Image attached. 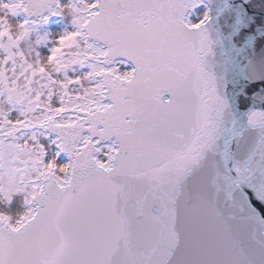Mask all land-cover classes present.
<instances>
[{"label":"water","instance_id":"obj_1","mask_svg":"<svg viewBox=\"0 0 264 264\" xmlns=\"http://www.w3.org/2000/svg\"><path fill=\"white\" fill-rule=\"evenodd\" d=\"M56 4L18 9L30 24ZM81 32L102 105L28 126L41 110L87 104L94 82L59 108L3 85L21 118L0 126V194L32 192L28 219H0V264H264V0H94ZM17 47L3 41L8 62ZM80 49L75 16V59ZM34 130L56 139L66 181L42 168L25 182L29 165L51 167L14 143ZM104 145L106 167L93 159Z\"/></svg>","mask_w":264,"mask_h":264},{"label":"rangeland","instance_id":"obj_2","mask_svg":"<svg viewBox=\"0 0 264 264\" xmlns=\"http://www.w3.org/2000/svg\"><path fill=\"white\" fill-rule=\"evenodd\" d=\"M63 21L53 20L40 28H27L18 18L11 0H0V126L4 122L21 118L20 109L6 101L3 84L15 86L25 94V101L38 96L41 106L59 108L64 98L91 90L89 72L70 64L75 61V15L66 1L60 3ZM67 20L66 23H64ZM21 35V37H17ZM11 37L19 47L13 52V63L6 61L2 41ZM31 43L33 52L23 51L20 45ZM38 63H32L34 53ZM78 81L80 88H67L69 82ZM18 142L26 145L28 155L41 153L55 171L65 168L66 161L56 151L52 139L43 136L18 135ZM7 204L18 202L25 209L21 191H13Z\"/></svg>","mask_w":264,"mask_h":264},{"label":"bare ground","instance_id":"obj_3","mask_svg":"<svg viewBox=\"0 0 264 264\" xmlns=\"http://www.w3.org/2000/svg\"><path fill=\"white\" fill-rule=\"evenodd\" d=\"M17 37H21V35H18ZM10 41L16 42V40L12 38H10ZM20 48L21 50L28 51V52H33L35 50V47H33L30 42L21 44ZM38 59H39V55L37 54V52L34 53L32 59L30 58L32 63H38ZM7 86L9 87V85ZM10 88L15 89L17 92H20L19 94L22 97V101L24 102L26 98L25 94L19 91V89L15 86H11ZM3 92H5L4 89H3ZM18 109H20V107ZM17 140H18V137H17ZM17 140H14V141L16 142ZM53 170L57 178V177H61L64 169H61L58 171H55V169ZM12 192L13 191H9V195H11ZM22 215H27L26 209H23L21 205H19L18 202L7 204L0 198V219H2L3 221H9V226L17 224L18 221L22 219Z\"/></svg>","mask_w":264,"mask_h":264}]
</instances>
